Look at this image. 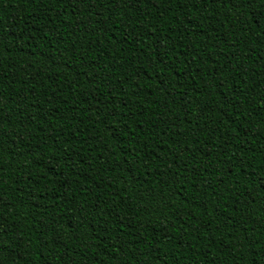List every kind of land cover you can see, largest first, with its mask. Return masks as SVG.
Returning <instances> with one entry per match:
<instances>
[{
    "label": "trees",
    "instance_id": "obj_1",
    "mask_svg": "<svg viewBox=\"0 0 264 264\" xmlns=\"http://www.w3.org/2000/svg\"><path fill=\"white\" fill-rule=\"evenodd\" d=\"M236 0H0V264H264V28Z\"/></svg>",
    "mask_w": 264,
    "mask_h": 264
},
{
    "label": "snow or ice",
    "instance_id": "obj_2",
    "mask_svg": "<svg viewBox=\"0 0 264 264\" xmlns=\"http://www.w3.org/2000/svg\"><path fill=\"white\" fill-rule=\"evenodd\" d=\"M234 6H243L254 12L257 25L264 28V0H236Z\"/></svg>",
    "mask_w": 264,
    "mask_h": 264
}]
</instances>
